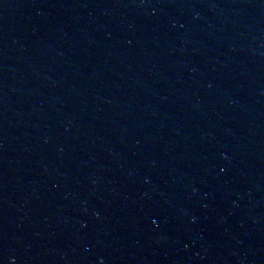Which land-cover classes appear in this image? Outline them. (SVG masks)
<instances>
[{"label":"water","instance_id":"1","mask_svg":"<svg viewBox=\"0 0 264 264\" xmlns=\"http://www.w3.org/2000/svg\"><path fill=\"white\" fill-rule=\"evenodd\" d=\"M0 264H264V0H0Z\"/></svg>","mask_w":264,"mask_h":264}]
</instances>
